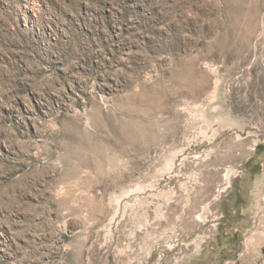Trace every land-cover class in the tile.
Returning a JSON list of instances; mask_svg holds the SVG:
<instances>
[{"label":"rangeland","instance_id":"rangeland-1","mask_svg":"<svg viewBox=\"0 0 264 264\" xmlns=\"http://www.w3.org/2000/svg\"><path fill=\"white\" fill-rule=\"evenodd\" d=\"M0 264H264V0H0Z\"/></svg>","mask_w":264,"mask_h":264}]
</instances>
